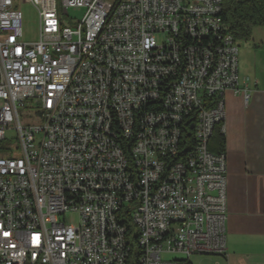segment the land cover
Masks as SVG:
<instances>
[{
  "label": "built area",
  "instance_id": "obj_1",
  "mask_svg": "<svg viewBox=\"0 0 264 264\" xmlns=\"http://www.w3.org/2000/svg\"><path fill=\"white\" fill-rule=\"evenodd\" d=\"M28 1L35 41L0 0V142L15 140L0 144V264L225 255V154L208 142L225 93L250 91L223 0Z\"/></svg>",
  "mask_w": 264,
  "mask_h": 264
},
{
  "label": "crops",
  "instance_id": "obj_2",
  "mask_svg": "<svg viewBox=\"0 0 264 264\" xmlns=\"http://www.w3.org/2000/svg\"><path fill=\"white\" fill-rule=\"evenodd\" d=\"M244 86L247 104L224 95L226 253L211 261L219 264H264V89L240 80Z\"/></svg>",
  "mask_w": 264,
  "mask_h": 264
},
{
  "label": "rangeland",
  "instance_id": "obj_3",
  "mask_svg": "<svg viewBox=\"0 0 264 264\" xmlns=\"http://www.w3.org/2000/svg\"><path fill=\"white\" fill-rule=\"evenodd\" d=\"M15 8L22 14V33L23 40L35 41L38 36V16L35 8L28 0H14ZM82 10L68 11L64 15L67 19L74 18L79 20ZM238 45V72L240 80L248 82L251 86L257 85L264 89V24L252 26L250 35L247 38L236 37ZM1 146L14 145L15 140H4ZM76 220V217H73ZM212 256H192L190 260L194 264H207L213 261Z\"/></svg>",
  "mask_w": 264,
  "mask_h": 264
},
{
  "label": "trees",
  "instance_id": "obj_4",
  "mask_svg": "<svg viewBox=\"0 0 264 264\" xmlns=\"http://www.w3.org/2000/svg\"><path fill=\"white\" fill-rule=\"evenodd\" d=\"M222 5V19L235 38H247L252 26L264 24V0H223ZM223 145L224 136L218 124L209 139L208 148L213 153H221L224 151ZM138 253V249L133 247L130 252V264Z\"/></svg>",
  "mask_w": 264,
  "mask_h": 264
}]
</instances>
